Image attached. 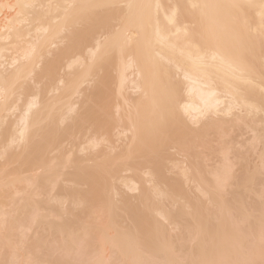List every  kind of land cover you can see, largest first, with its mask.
Here are the masks:
<instances>
[{"label":"bare ground","instance_id":"1","mask_svg":"<svg viewBox=\"0 0 264 264\" xmlns=\"http://www.w3.org/2000/svg\"><path fill=\"white\" fill-rule=\"evenodd\" d=\"M0 264H264V0H0Z\"/></svg>","mask_w":264,"mask_h":264}]
</instances>
